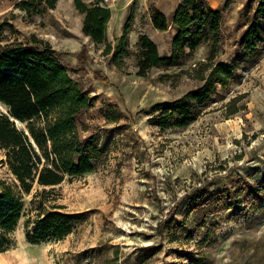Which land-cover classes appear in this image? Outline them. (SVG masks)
Returning a JSON list of instances; mask_svg holds the SVG:
<instances>
[{
  "label": "rangeland",
  "instance_id": "obj_1",
  "mask_svg": "<svg viewBox=\"0 0 264 264\" xmlns=\"http://www.w3.org/2000/svg\"><path fill=\"white\" fill-rule=\"evenodd\" d=\"M27 1L37 11L46 7L0 0V45L35 36L52 46L92 101L78 119L88 129L83 137L97 135L104 153L93 172L24 195L25 217L8 236L12 247L0 253V264H264V21L254 48L244 41L260 0H206L222 15L213 62L234 66V77L196 107L189 127L164 131L149 113L203 85L197 75L209 63L210 35L194 52L186 49L177 66L153 68L146 78L137 76V43L147 35L161 57H170L177 31L155 30L151 15L157 9L171 23L181 0H82L110 9L112 47L130 20L129 54L119 67L103 55L105 44L84 35L74 0H56L41 15L19 7ZM234 102L240 111L228 116ZM111 111L118 112L115 122L107 118ZM3 159L0 151V180L12 184ZM41 199L46 213L58 205L75 218L72 233L31 245L24 224L28 216L45 218H37Z\"/></svg>",
  "mask_w": 264,
  "mask_h": 264
},
{
  "label": "trees",
  "instance_id": "obj_2",
  "mask_svg": "<svg viewBox=\"0 0 264 264\" xmlns=\"http://www.w3.org/2000/svg\"><path fill=\"white\" fill-rule=\"evenodd\" d=\"M37 1L36 6L45 5V9H33L30 1L19 3V7L28 14L41 15L46 9L53 10L57 3L56 0ZM74 4L84 15V35L95 45L105 44L103 55L111 56L113 65L119 67L129 54L130 20L112 47L107 43L110 9L98 4L86 5L82 0H74ZM221 20V13L212 9L206 0H181L171 23L162 12L152 10L155 30L166 32L172 26L177 34L170 57H161L156 44L147 35H139L138 77L146 78L153 68L161 65L177 66L186 49L194 52L203 44L205 34L210 35L212 44L209 63L202 64L197 75L203 85L178 100L162 102L151 109L149 122L160 130L189 127L196 120V107L204 106L218 86L225 88L233 79L234 66L213 62L221 38ZM261 21H264V0H260L245 34L248 49L255 46L253 41L259 35ZM97 78L102 80L100 75ZM0 104L7 109L6 113H0V151L5 157L1 164L14 178L12 184L0 180V253H4L12 247L8 236L25 217L24 195H30L35 187L55 188L67 178L93 172L94 162L104 152L97 145V135L83 137L88 129L78 119L92 106L91 99L72 79L52 46L35 36L28 43L0 45ZM239 111L234 102L228 106L227 115ZM109 114L108 120L115 122L118 112ZM16 122L25 128L20 129ZM44 194L45 191L40 197ZM46 201H38L37 209V218L45 216L44 219L34 221L28 216L25 221L26 240L31 245L60 242L72 233L70 224L75 218L59 213L64 207L58 205L51 206L52 212L46 213Z\"/></svg>",
  "mask_w": 264,
  "mask_h": 264
},
{
  "label": "water",
  "instance_id": "obj_3",
  "mask_svg": "<svg viewBox=\"0 0 264 264\" xmlns=\"http://www.w3.org/2000/svg\"><path fill=\"white\" fill-rule=\"evenodd\" d=\"M18 122H16V124H17Z\"/></svg>",
  "mask_w": 264,
  "mask_h": 264
},
{
  "label": "bare ground",
  "instance_id": "obj_4",
  "mask_svg": "<svg viewBox=\"0 0 264 264\" xmlns=\"http://www.w3.org/2000/svg\"><path fill=\"white\" fill-rule=\"evenodd\" d=\"M18 124V123H17Z\"/></svg>",
  "mask_w": 264,
  "mask_h": 264
}]
</instances>
